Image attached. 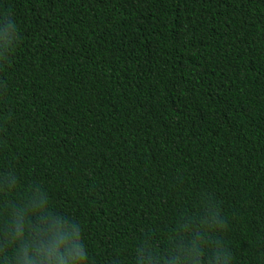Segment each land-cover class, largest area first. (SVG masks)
Masks as SVG:
<instances>
[{
    "label": "trees",
    "instance_id": "obj_1",
    "mask_svg": "<svg viewBox=\"0 0 264 264\" xmlns=\"http://www.w3.org/2000/svg\"><path fill=\"white\" fill-rule=\"evenodd\" d=\"M33 195L69 260L137 264L211 205L264 264V0H0V264Z\"/></svg>",
    "mask_w": 264,
    "mask_h": 264
},
{
    "label": "clouds",
    "instance_id": "obj_2",
    "mask_svg": "<svg viewBox=\"0 0 264 264\" xmlns=\"http://www.w3.org/2000/svg\"><path fill=\"white\" fill-rule=\"evenodd\" d=\"M9 27H13L9 21ZM14 181H9V189ZM44 201L33 195L23 206L11 208L4 230V245H19L11 264H88L87 253L78 245L72 259L58 245L62 230L56 225L32 223V217L44 220ZM224 220L214 206L186 217L168 234L165 247L145 241L137 249V264H233V254L220 238ZM55 237L45 240L41 237Z\"/></svg>",
    "mask_w": 264,
    "mask_h": 264
}]
</instances>
